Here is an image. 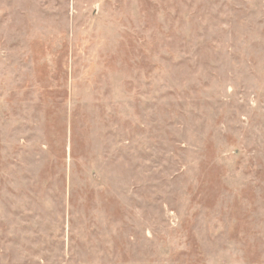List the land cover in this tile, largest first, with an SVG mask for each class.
Wrapping results in <instances>:
<instances>
[{"label":"rangeland","instance_id":"rangeland-1","mask_svg":"<svg viewBox=\"0 0 264 264\" xmlns=\"http://www.w3.org/2000/svg\"><path fill=\"white\" fill-rule=\"evenodd\" d=\"M0 264H264V0H0Z\"/></svg>","mask_w":264,"mask_h":264}]
</instances>
